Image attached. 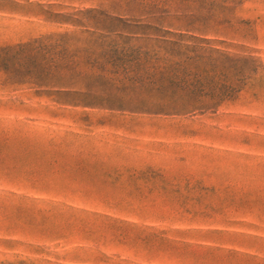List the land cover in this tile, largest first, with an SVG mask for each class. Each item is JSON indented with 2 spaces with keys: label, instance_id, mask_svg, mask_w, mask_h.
<instances>
[{
  "label": "rangeland",
  "instance_id": "1",
  "mask_svg": "<svg viewBox=\"0 0 264 264\" xmlns=\"http://www.w3.org/2000/svg\"><path fill=\"white\" fill-rule=\"evenodd\" d=\"M223 1L203 37L263 65L217 110L177 115L111 74L147 38L88 27L194 16L161 0H0V264H264V0Z\"/></svg>",
  "mask_w": 264,
  "mask_h": 264
},
{
  "label": "trees",
  "instance_id": "2",
  "mask_svg": "<svg viewBox=\"0 0 264 264\" xmlns=\"http://www.w3.org/2000/svg\"><path fill=\"white\" fill-rule=\"evenodd\" d=\"M135 1L144 3L149 0ZM161 1L163 6L167 2L173 4L176 13L194 16L196 26L191 30L188 25L157 24L151 25L148 32H134L127 29V20H122V14H118L112 17L121 23L118 28L88 27L93 29L92 33L126 40L145 37L152 45L143 58L120 59L121 71H112L111 74L132 78L138 84L145 82L154 97L149 104V111L154 113L192 115L213 112L225 102L234 100L263 64L253 55L217 48L214 41L203 37L205 29L219 25L214 19L224 6L216 5L218 0Z\"/></svg>",
  "mask_w": 264,
  "mask_h": 264
}]
</instances>
